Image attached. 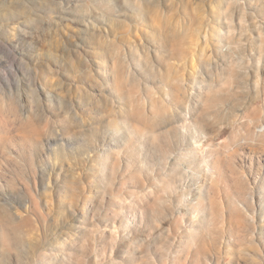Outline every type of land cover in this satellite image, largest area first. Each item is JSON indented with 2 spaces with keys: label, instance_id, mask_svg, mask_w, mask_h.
Returning a JSON list of instances; mask_svg holds the SVG:
<instances>
[{
  "label": "rangeland",
  "instance_id": "374dc122",
  "mask_svg": "<svg viewBox=\"0 0 264 264\" xmlns=\"http://www.w3.org/2000/svg\"><path fill=\"white\" fill-rule=\"evenodd\" d=\"M0 264H264V0H0Z\"/></svg>",
  "mask_w": 264,
  "mask_h": 264
},
{
  "label": "bare ground",
  "instance_id": "6f19581e",
  "mask_svg": "<svg viewBox=\"0 0 264 264\" xmlns=\"http://www.w3.org/2000/svg\"><path fill=\"white\" fill-rule=\"evenodd\" d=\"M212 171V170H211ZM213 186V185H212Z\"/></svg>",
  "mask_w": 264,
  "mask_h": 264
}]
</instances>
